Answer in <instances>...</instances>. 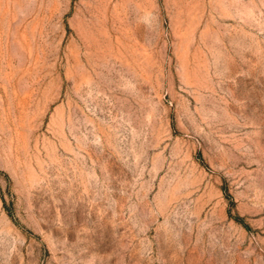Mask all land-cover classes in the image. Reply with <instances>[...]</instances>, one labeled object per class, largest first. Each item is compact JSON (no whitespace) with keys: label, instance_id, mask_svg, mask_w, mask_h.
Wrapping results in <instances>:
<instances>
[{"label":"rangeland","instance_id":"obj_1","mask_svg":"<svg viewBox=\"0 0 264 264\" xmlns=\"http://www.w3.org/2000/svg\"><path fill=\"white\" fill-rule=\"evenodd\" d=\"M0 264H264V0H0Z\"/></svg>","mask_w":264,"mask_h":264},{"label":"trees","instance_id":"obj_2","mask_svg":"<svg viewBox=\"0 0 264 264\" xmlns=\"http://www.w3.org/2000/svg\"><path fill=\"white\" fill-rule=\"evenodd\" d=\"M236 219H237L238 221H240V220H241V218H240V217H237Z\"/></svg>","mask_w":264,"mask_h":264}]
</instances>
